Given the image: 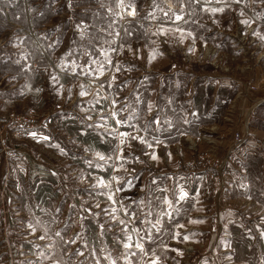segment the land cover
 Here are the masks:
<instances>
[{
  "label": "rangeland",
  "instance_id": "rangeland-1",
  "mask_svg": "<svg viewBox=\"0 0 264 264\" xmlns=\"http://www.w3.org/2000/svg\"><path fill=\"white\" fill-rule=\"evenodd\" d=\"M132 1L0 30V264H264V0Z\"/></svg>",
  "mask_w": 264,
  "mask_h": 264
},
{
  "label": "snow or ice",
  "instance_id": "snow-or-ice-1",
  "mask_svg": "<svg viewBox=\"0 0 264 264\" xmlns=\"http://www.w3.org/2000/svg\"><path fill=\"white\" fill-rule=\"evenodd\" d=\"M119 2H120V5L123 7V6H124V0H119ZM191 2H192V0H189V3H191ZM154 3H155V0H154ZM177 3L182 4V3H183V0H177ZM129 7H130V5H129ZM213 11H216V10L213 9ZM127 14L130 15V16H135L137 13H136L135 8H132L131 11H129ZM164 15L167 17V21H168L169 23L173 24V25H176V27H175L174 29L171 28V27H169V28L161 27V28L158 29V34H160V35H167L168 33L172 32V31H176V32H180V33H181V36H183V32H184V30L179 26V23H178V22H180V21H182V20L184 19L183 16L180 15V14H175V13L169 15L168 12H165ZM242 23H247V22H246V21H242ZM78 27H79V26H78ZM109 27H111V25H109ZM188 35L191 36L192 34L189 32ZM86 63H88V62H86ZM91 63L94 64V63H96V62H95V61H92ZM102 67H103V65L101 64V68H102ZM117 70H119V69H117ZM93 71H95V69H93ZM81 95H84V93L82 92ZM115 103H116L115 101H112V108H113V109L115 108ZM118 115H119V113H118L117 111H115V110H110V116H111L113 119H115V122H116L117 125L125 124L126 121H124L123 119H116V117H117ZM128 126H129V127H132V125H128ZM121 135H122V136H125V137H129L131 140H138L140 143H146L145 139H144L143 137H141V136L131 135V134H129V133H121ZM121 143L124 144V143H126V141H125V140H121ZM129 146H130V145H129ZM149 147H151V145H149ZM155 158H156V157L153 155V159H155ZM100 159H104V157H103V156H100ZM99 183H100V184H103L105 188H109V189H110V184H104V182H103L102 180L99 181ZM93 187H95V185H94ZM122 190H123L122 187H121V188H117V189H115V191H122ZM114 194H115V193L112 192L111 189H110L109 192H107V193H105V192H100V193H98V195H104V196L107 197V200H109V201H113V202L115 203L116 201H114ZM186 195H187L186 193L182 194L181 197H180V199H184ZM164 202H165V203H168L167 201H164ZM96 207H99V204H97ZM103 211L107 212L108 209H103ZM112 211L115 212L116 209L113 208ZM148 214H150V211H149V213H147L146 215H148ZM97 215H98V214H97ZM124 215H125L126 217H130L131 219H128V220H126V219L115 220V218H113V219L115 220V222H116L117 224H119V225H123L124 227H123L121 230H122V232L127 233V226H128L129 223H131V221H132L133 219L136 218L137 213H136L135 210H133V211H131V212L125 211V212H124ZM141 222L143 223V221H141ZM103 227H104L103 225H100V228H101L102 230H103ZM131 231H132V232H137V233H139L140 229H138V228H136V227H133V228L131 229ZM57 235H59V233H57ZM40 238L43 239L44 237H40ZM126 239L129 241V243H124V244H123V247H124L125 249H131V248L133 247V244L131 243V241H132V236L126 234ZM140 239L143 240V237H140ZM184 239H187V237H184ZM134 246H135L137 249H140L141 252L145 251V250H144V245H143V243L136 242ZM85 247H87V245H85ZM77 254H78V255H83V252H78ZM132 254L135 255V253H132ZM152 264H158V258L155 259V260H153V261H152Z\"/></svg>",
  "mask_w": 264,
  "mask_h": 264
},
{
  "label": "crops",
  "instance_id": "crops-1",
  "mask_svg": "<svg viewBox=\"0 0 264 264\" xmlns=\"http://www.w3.org/2000/svg\"><path fill=\"white\" fill-rule=\"evenodd\" d=\"M37 0H0V30L7 27H16L18 35L23 37L22 26L32 25L34 19L29 16L26 19L25 13L30 10L29 6H35ZM29 2V5H28ZM26 8V10H25ZM33 16V15H32ZM22 34V35H21Z\"/></svg>",
  "mask_w": 264,
  "mask_h": 264
},
{
  "label": "built area",
  "instance_id": "built-area-1",
  "mask_svg": "<svg viewBox=\"0 0 264 264\" xmlns=\"http://www.w3.org/2000/svg\"><path fill=\"white\" fill-rule=\"evenodd\" d=\"M129 5H130V7H129ZM132 8H135V10H136L137 14L135 16H130L127 14L129 11H131ZM117 9H118L117 11H119L124 22L135 20L138 18L139 14H140L137 5L132 0H124V6L123 7L120 5V2L118 0Z\"/></svg>",
  "mask_w": 264,
  "mask_h": 264
},
{
  "label": "trees",
  "instance_id": "trees-1",
  "mask_svg": "<svg viewBox=\"0 0 264 264\" xmlns=\"http://www.w3.org/2000/svg\"><path fill=\"white\" fill-rule=\"evenodd\" d=\"M134 2H135V4L137 5V7H138V9H139V6H138L137 2H136V1H134Z\"/></svg>",
  "mask_w": 264,
  "mask_h": 264
}]
</instances>
